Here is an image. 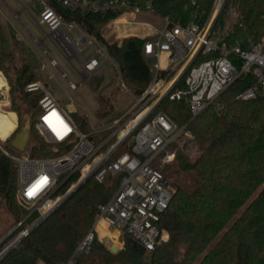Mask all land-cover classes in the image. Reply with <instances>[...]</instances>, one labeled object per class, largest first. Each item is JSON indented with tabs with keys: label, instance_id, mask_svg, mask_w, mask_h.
Masks as SVG:
<instances>
[{
	"label": "trees",
	"instance_id": "1",
	"mask_svg": "<svg viewBox=\"0 0 264 264\" xmlns=\"http://www.w3.org/2000/svg\"><path fill=\"white\" fill-rule=\"evenodd\" d=\"M46 1L65 20L78 22L101 41L118 64L123 81L135 94L142 92L152 78L153 62L142 53L144 39L132 36L118 44L106 42L101 35L102 26L117 13H82L62 7L57 0ZM128 1L140 7L149 2L153 16L182 25L203 24L214 3V0ZM229 6L235 8L236 18L226 36L227 44L248 49L252 42L264 38V0H226L217 19L220 25L224 24ZM6 59L11 60L12 56L0 32V69L11 83L12 94L25 103L31 114V137L35 134L39 139L31 145L30 156L51 157L61 153L62 145L46 142L34 127L39 114L38 100L43 93L28 92L25 86L37 81L35 73L25 63L9 72ZM90 83L94 89L99 86L94 79ZM253 83L251 75L237 80L217 98L216 102L224 105V111L218 113L212 105L193 118L187 128L199 155L192 160L185 147L179 148L175 153L176 169L171 170L170 165L162 169L165 176L177 174L172 199L160 223L169 234L168 240L149 251L144 261L146 249L128 235L119 252L100 250L117 257L123 264H264V95L247 101L235 98ZM5 85V77L0 75V89ZM1 105L0 137L4 139L14 129L17 116L3 111ZM162 107L179 125L191 117L185 100L164 101ZM74 122L79 128L85 125L78 116ZM3 149L11 151L9 145ZM122 151L119 149L118 153ZM74 179L75 175L65 180L59 191L65 192ZM107 181L112 183L107 185ZM107 181L98 183L90 177L79 184L17 246L1 257L0 264H64L91 227L97 205L107 201L117 188V179ZM17 186V165L0 148V196L14 214L22 206L16 199ZM25 216H19L16 222ZM33 218L30 215L25 222ZM98 229L100 235L117 239L118 232H108L103 224ZM17 232L7 235L3 242ZM81 262L79 257L75 264H84Z\"/></svg>",
	"mask_w": 264,
	"mask_h": 264
},
{
	"label": "built area",
	"instance_id": "2",
	"mask_svg": "<svg viewBox=\"0 0 264 264\" xmlns=\"http://www.w3.org/2000/svg\"><path fill=\"white\" fill-rule=\"evenodd\" d=\"M57 1L62 7L82 13L115 12L122 16L113 22L122 21L125 25L132 21L124 19V15L132 20L145 17L136 23L142 35H134L144 39L142 53L153 61L152 78L141 93L134 95L135 101L122 114L90 132L82 131L40 83L26 84V91L43 93L38 100L36 131L46 142L62 145L64 149L55 156L38 158L17 151L10 144L11 151L0 146L17 165V201L31 209L7 234L18 231L0 253V259L90 177L98 183L117 179V188L107 201L97 205L92 228L64 264H75L76 257L88 250L100 224L118 232V236L128 235L147 252L152 251L169 238L160 223L174 192L169 178L162 172L175 159L170 147L181 136H192L188 123L206 108L215 105L218 113L224 111L217 98L246 75L253 76L254 83L239 92L236 100L247 101L264 95V38L252 42L248 49L227 44L225 39L236 11L229 6L228 19L223 25L217 22L226 0H214L209 16L201 25L171 23L168 18L153 16L149 2L140 7L128 0ZM41 3L39 20L47 38L69 62L79 63L78 73L83 79L112 62L106 47L95 36L78 22L65 20L46 0ZM155 17L161 24H155ZM89 49L93 53L80 60L79 55ZM43 52L48 55L44 49ZM50 64L58 67L51 57ZM68 83L71 89L78 86L71 80ZM6 86L0 89V94L3 88L8 90ZM182 100L188 103L191 117L179 125L162 103ZM121 147L125 150L118 153ZM73 175L76 176L74 187L60 192L61 184ZM30 215L34 219L26 223Z\"/></svg>",
	"mask_w": 264,
	"mask_h": 264
},
{
	"label": "rangeland",
	"instance_id": "3",
	"mask_svg": "<svg viewBox=\"0 0 264 264\" xmlns=\"http://www.w3.org/2000/svg\"><path fill=\"white\" fill-rule=\"evenodd\" d=\"M39 4V0H31L29 2L26 0H0V32L7 40V47L12 56L11 60L6 59L8 71L11 72L13 67L21 66L24 63L30 66L40 84L50 93H56L59 96L60 105L67 115L72 120H74L75 116H78L79 119L85 121V125L80 128L82 131L90 132L102 127L103 124H109L113 118L122 114L133 104L135 93L123 81L118 64L114 59H112V62L103 65L93 76L83 79L78 73L80 71L79 63L76 61L69 62L52 41L47 38L46 29L39 20ZM121 16L117 15L115 18L121 19ZM123 17L126 20L131 19L132 22L125 25L122 21L113 22L115 19L113 18L102 26L101 35L106 42L120 44L125 38L132 36L139 37L134 34L142 35L143 31H141V28L136 23H141L145 17L137 16L135 20H132L129 15H124ZM157 17L154 18L156 25L161 24L160 19ZM227 17L226 15L224 16V23L228 19ZM43 49L48 55L43 52ZM50 57L56 60L58 67L50 64ZM85 57L82 54L79 56V59L84 60ZM0 71L6 78V85L8 86H5L9 87L7 88L8 90L3 88V92L0 94L1 108L5 112H14L17 116L14 129L5 138H8L6 142L0 140V146L3 148V146L10 144L15 133L20 129H29L31 127V114L26 108L25 103L12 94L9 79L6 77L4 71L1 69ZM62 72L65 73V76L62 75ZM93 79L95 82H98L99 86L97 89L92 88L90 85V80ZM68 80L78 83L77 88L71 89ZM37 138L33 134L23 152L30 155L31 145L39 140ZM97 140H100V136L97 137ZM173 144L175 146H171L170 148L175 153L177 149L185 147V152L192 160L199 155V149L192 141V137L181 136ZM121 149L124 151L125 147H121ZM172 163L168 165L172 167L171 170H174L177 167L175 159ZM166 176L169 178L174 191V182L177 180V174H166ZM180 178L181 175H179ZM111 183L112 181H107L105 184L110 185ZM68 184V188H73L74 184H76L75 179ZM18 211V213L14 214L0 196V253L14 238L3 242L6 235L14 227L16 219L24 214H29L31 209L26 206H20ZM92 225L79 239L75 248L90 231ZM107 230L113 233V229ZM124 243L125 235L123 234L117 236L116 240H113L107 234L100 235V233H96L88 250L79 254L76 257V261L80 257L81 263L84 262V264H123L117 257L100 249H105L109 253H117L123 249ZM114 246L117 247V251L115 252L112 251ZM147 257L148 252L143 256L142 261L146 260ZM39 264L44 263L39 262Z\"/></svg>",
	"mask_w": 264,
	"mask_h": 264
},
{
	"label": "water",
	"instance_id": "4",
	"mask_svg": "<svg viewBox=\"0 0 264 264\" xmlns=\"http://www.w3.org/2000/svg\"><path fill=\"white\" fill-rule=\"evenodd\" d=\"M31 139V132L27 128L20 129L17 133H15L13 139L10 141V145L19 152L25 150L28 141ZM112 251H117V247L114 246Z\"/></svg>",
	"mask_w": 264,
	"mask_h": 264
},
{
	"label": "crops",
	"instance_id": "5",
	"mask_svg": "<svg viewBox=\"0 0 264 264\" xmlns=\"http://www.w3.org/2000/svg\"><path fill=\"white\" fill-rule=\"evenodd\" d=\"M14 1V0H13ZM27 2H29V1H31V0H26ZM39 2H40V4H39V12H40V9H41V0H39ZM20 3V2H19ZM149 33H150V31H149ZM140 38H142V36H139ZM101 42V41H100ZM102 43V42H101ZM103 44V43H102ZM104 45V44H103ZM105 46V45H104ZM93 53V49H89V50H85V51H83L79 56H81L82 54H84L86 57L84 58V59H86L90 54H92ZM77 62V61H76ZM30 67V66H29ZM36 79H37V82L38 83H40L39 81H38V78H37V76H36ZM6 80V79H5ZM36 82V81H35ZM6 84H7V82H6ZM48 91V90H47ZM49 92V91H48ZM50 93V92H49ZM52 96H53V98L56 100V102L58 103V105H59V107H61L62 108V106L60 105V98H59V96L56 94V93H50ZM63 109V108H62ZM64 110V109H63ZM65 111V110H64ZM66 113V112H65ZM99 129V128H98ZM95 130H97V129H95Z\"/></svg>",
	"mask_w": 264,
	"mask_h": 264
},
{
	"label": "bare ground",
	"instance_id": "6",
	"mask_svg": "<svg viewBox=\"0 0 264 264\" xmlns=\"http://www.w3.org/2000/svg\"><path fill=\"white\" fill-rule=\"evenodd\" d=\"M0 75H2V74L0 73ZM16 118H17V117H16ZM15 122H16V121H15ZM9 134H10V133H9ZM0 140H1V141H4V140H5V138H4V139H2V138L0 137Z\"/></svg>",
	"mask_w": 264,
	"mask_h": 264
}]
</instances>
